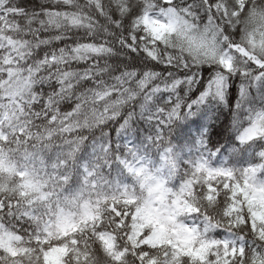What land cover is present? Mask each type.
<instances>
[{
  "label": "snow or ice",
  "instance_id": "obj_1",
  "mask_svg": "<svg viewBox=\"0 0 264 264\" xmlns=\"http://www.w3.org/2000/svg\"><path fill=\"white\" fill-rule=\"evenodd\" d=\"M237 76L264 137V0H0V264H264V164L169 139Z\"/></svg>",
  "mask_w": 264,
  "mask_h": 264
},
{
  "label": "trees",
  "instance_id": "obj_2",
  "mask_svg": "<svg viewBox=\"0 0 264 264\" xmlns=\"http://www.w3.org/2000/svg\"><path fill=\"white\" fill-rule=\"evenodd\" d=\"M207 74V71H205ZM227 90L225 100H210L192 110L191 114H182L173 123L170 141L175 151L184 159L199 155L201 150L213 154L211 163L215 166L246 167L264 164V137H256L242 142L240 136L245 123L237 122L234 116L237 100L240 96L239 77H234ZM196 93L193 92V96ZM264 106V87L251 88L247 104L241 110L247 115V108ZM151 135L150 126L137 119L132 125L127 138L139 143ZM203 140V145L201 144Z\"/></svg>",
  "mask_w": 264,
  "mask_h": 264
}]
</instances>
